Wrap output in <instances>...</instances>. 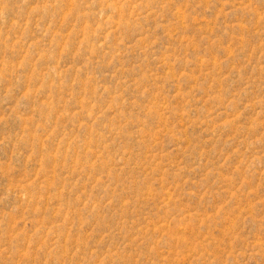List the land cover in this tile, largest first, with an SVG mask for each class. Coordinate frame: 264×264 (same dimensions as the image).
<instances>
[{"label": "rangeland", "instance_id": "374dc122", "mask_svg": "<svg viewBox=\"0 0 264 264\" xmlns=\"http://www.w3.org/2000/svg\"><path fill=\"white\" fill-rule=\"evenodd\" d=\"M0 264H264V0H0Z\"/></svg>", "mask_w": 264, "mask_h": 264}]
</instances>
